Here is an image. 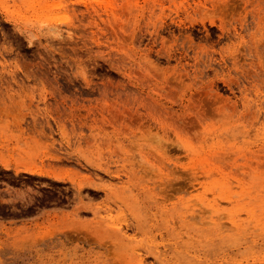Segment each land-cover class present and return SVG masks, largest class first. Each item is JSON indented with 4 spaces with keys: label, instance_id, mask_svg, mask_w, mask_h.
<instances>
[{
    "label": "rangeland",
    "instance_id": "obj_1",
    "mask_svg": "<svg viewBox=\"0 0 264 264\" xmlns=\"http://www.w3.org/2000/svg\"><path fill=\"white\" fill-rule=\"evenodd\" d=\"M1 7L0 264H264V0Z\"/></svg>",
    "mask_w": 264,
    "mask_h": 264
},
{
    "label": "bare ground",
    "instance_id": "obj_2",
    "mask_svg": "<svg viewBox=\"0 0 264 264\" xmlns=\"http://www.w3.org/2000/svg\"><path fill=\"white\" fill-rule=\"evenodd\" d=\"M0 10H3L4 12H6V9L5 8H0ZM13 28L15 29H17V30H19L16 26H15V24L13 23ZM21 31V30H20ZM19 31V32H20ZM21 33V32H20ZM29 34V33H28ZM41 36H43V38L41 37ZM8 37V36H7ZM6 37V33H4V32H1L0 31V77L3 75V74H5L6 72H10V71H12L11 70V68H12V66L13 67H15V65H11V64H13V63H10V61L8 62V60H6L7 59V57H9V56H14V59L15 58H20V59H22L23 57L17 52L18 51V49H17V51H15L16 50V48H13L11 45L12 44H10L6 39H8ZM25 37H28L29 39H32V40H30V44L31 43H34V44H36V46L38 45V47H40V48H38L37 47V52H38V54L41 56H38V54H37V56H38V58H39V60H41V58H42V56L43 57H45L46 59H48L49 61L52 59V57H50V56H52V55H54L53 53H54V51H56L57 49H60L62 52H66L67 51V49H66V47L64 46V44L63 43H60V42H57L56 40H54L53 38H52V34H51V32L50 31H47V32H45V33H41L40 32V34L38 33V31L37 32H35V33H32V35L31 36H29V35H26ZM35 38V39H34ZM40 38H42L45 42H43V44L44 45H42L41 44V40L42 39H40ZM9 40V39H8ZM11 40V39H10ZM33 40H35V42L33 41ZM51 44L52 46H54V47H56V46H58V47H56L57 49L56 50H54L55 48L54 47H52V48H50L49 50H48V52L52 49V50H54L53 51V53H50V52H52V51H50L49 53L46 51V47L48 46V45H46V44ZM55 44V45H54ZM33 45V44H32ZM41 46H44L46 49H44V48H42L41 49ZM49 47V46H48ZM34 51V50H33ZM36 51H34V53H35ZM36 52V53H37ZM50 56H49V55ZM43 59V58H42ZM16 60V59H15ZM44 60V59H43ZM19 61H21V60H17V66H18V62ZM23 61V60H22ZM21 61V62H22ZM23 62H25V61H23ZM16 63V62H15ZM46 63V62H45ZM46 64H49V65H51L52 63L51 62H49V63H46ZM20 65V64H19ZM22 66H20L22 69H24L22 72H25L26 74H30L29 76H32V75H37V76H40L41 74L43 75V77H46L45 75H44V70L46 69V68H44L43 67V65L41 64V63H39V62H36L35 64H31L30 62H27V63H22L21 64ZM19 67V66H18ZM19 67V68H20ZM17 68V67H16ZM21 68H20V70H21ZM48 69V68H47ZM19 70V71H20ZM21 72V71H20ZM51 72V71H50ZM49 72V73H50ZM48 73V74H49ZM41 75V76H42ZM48 77V76H47ZM32 169H30V171H31Z\"/></svg>",
    "mask_w": 264,
    "mask_h": 264
}]
</instances>
